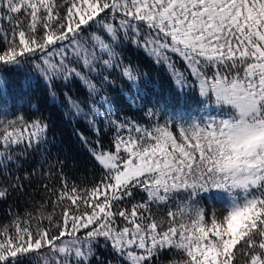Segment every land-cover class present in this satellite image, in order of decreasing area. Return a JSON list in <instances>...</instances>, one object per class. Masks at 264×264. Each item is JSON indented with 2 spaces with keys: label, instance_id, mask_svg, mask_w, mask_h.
<instances>
[{
  "label": "snow or ice",
  "instance_id": "1",
  "mask_svg": "<svg viewBox=\"0 0 264 264\" xmlns=\"http://www.w3.org/2000/svg\"><path fill=\"white\" fill-rule=\"evenodd\" d=\"M130 49L169 95L149 99ZM20 72L53 102L68 89L91 182L58 157L24 169L54 138L38 103H10ZM34 181L42 199L0 221V264H264V0H0V200Z\"/></svg>",
  "mask_w": 264,
  "mask_h": 264
},
{
  "label": "trees",
  "instance_id": "2",
  "mask_svg": "<svg viewBox=\"0 0 264 264\" xmlns=\"http://www.w3.org/2000/svg\"><path fill=\"white\" fill-rule=\"evenodd\" d=\"M126 54L134 63L140 65L142 71L147 72V81H142V86L146 84L151 94L149 99L154 96L164 97L173 91L171 79L164 67L156 66L143 52L135 49H130ZM180 66L183 67L182 64ZM26 81L27 76L23 72L9 74L7 95L12 98L10 103L22 104L24 110H27L29 100L33 103H38L41 112L48 119L51 126L49 138H54V143L47 146L50 148L49 152H42L39 155L30 154L28 160L23 162L24 169L30 171L38 163H44L45 155H47L49 161H54L58 157L65 162L64 172L70 181L74 180L77 183L91 182L94 176H98V171L93 169L90 157H88L76 133L77 131L82 132L89 139H95V136L83 119L70 120L66 118L63 93L68 89L62 83H57L55 91L58 98L53 102L43 82H29L26 84ZM118 83H123V81H118ZM69 88H71V94L74 97H84L86 95L78 84H71ZM113 96L118 106L127 114L132 116L140 115L137 108L127 105L118 88L113 90ZM20 175H23V170ZM54 182L57 185L59 184L58 176ZM24 184L25 195L22 196L17 192H11L6 199L0 200V221L7 222L10 208L13 211L18 210L20 213H23L26 208L31 211L33 199L35 201L42 199V191L36 192L38 185L35 181L31 185L27 182H24ZM100 254L102 256L106 255L103 251Z\"/></svg>",
  "mask_w": 264,
  "mask_h": 264
}]
</instances>
